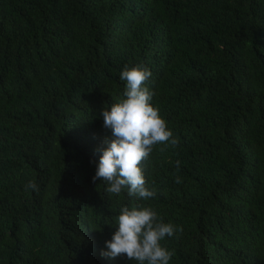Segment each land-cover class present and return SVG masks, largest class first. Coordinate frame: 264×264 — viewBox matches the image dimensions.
<instances>
[{
  "label": "trees",
  "instance_id": "1",
  "mask_svg": "<svg viewBox=\"0 0 264 264\" xmlns=\"http://www.w3.org/2000/svg\"><path fill=\"white\" fill-rule=\"evenodd\" d=\"M137 65L179 142L149 200L93 182ZM134 206L182 227L169 264H264V0H0V264H138L101 255Z\"/></svg>",
  "mask_w": 264,
  "mask_h": 264
},
{
  "label": "clouds",
  "instance_id": "2",
  "mask_svg": "<svg viewBox=\"0 0 264 264\" xmlns=\"http://www.w3.org/2000/svg\"><path fill=\"white\" fill-rule=\"evenodd\" d=\"M151 75L146 67L125 66L120 74V79L126 81L125 98L102 112L104 127L111 130L113 139L103 150L93 182H105L110 194L119 195L127 188L130 197L154 198L156 189L148 186L142 162L158 144L178 146L159 109L151 103L154 93L146 86ZM180 163L176 161L177 168ZM175 182H181L179 177ZM24 189L38 191V186L29 180ZM115 228L112 239L106 242L108 251L101 255L125 256L138 264H169L174 253L162 246L161 241L183 231L182 227L165 223L152 207L138 206L123 207Z\"/></svg>",
  "mask_w": 264,
  "mask_h": 264
}]
</instances>
